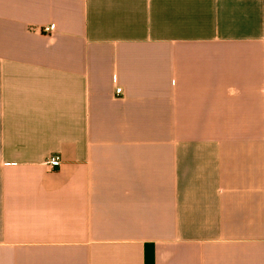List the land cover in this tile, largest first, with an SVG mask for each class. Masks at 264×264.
Segmentation results:
<instances>
[{"label":"crops","instance_id":"0c3cea01","mask_svg":"<svg viewBox=\"0 0 264 264\" xmlns=\"http://www.w3.org/2000/svg\"><path fill=\"white\" fill-rule=\"evenodd\" d=\"M0 264H264V0H0Z\"/></svg>","mask_w":264,"mask_h":264},{"label":"built area","instance_id":"2783aa9c","mask_svg":"<svg viewBox=\"0 0 264 264\" xmlns=\"http://www.w3.org/2000/svg\"><path fill=\"white\" fill-rule=\"evenodd\" d=\"M53 30V25H49L45 28H43V32L44 33H50L51 31ZM121 92V89L120 88H117L116 89V93H120ZM61 162L59 160V157L56 156V155H52L50 156L47 161L45 162V165L49 168H58L60 166Z\"/></svg>","mask_w":264,"mask_h":264}]
</instances>
